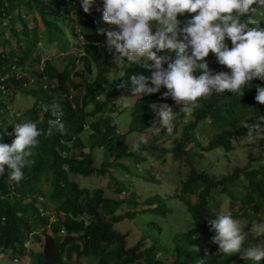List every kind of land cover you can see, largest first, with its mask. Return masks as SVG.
<instances>
[{
  "label": "trees",
  "instance_id": "1",
  "mask_svg": "<svg viewBox=\"0 0 264 264\" xmlns=\"http://www.w3.org/2000/svg\"><path fill=\"white\" fill-rule=\"evenodd\" d=\"M253 8L264 11L258 4ZM262 16L257 13L256 18L260 20ZM102 17L103 0H96L90 13L83 11L81 0H0V78L10 75L9 88L14 87L35 102L24 113L19 111L10 118L8 107L13 95L8 99L0 93V136L3 137L0 143L12 144L17 123L36 122L38 128L46 130L48 119L53 117L43 108L53 102L62 106L67 127V134L54 131L51 137L39 138L40 143L29 158L32 163L24 169L25 177L19 183L8 179L7 168L0 177V254L10 251L14 260L28 256L30 264H78L82 257L91 256L96 258L95 264H250L240 253L220 254L217 244H211L204 231L219 213L214 210L220 206L212 193L215 186L224 187L220 192L233 208L243 209L252 202L264 206L263 166L252 170L237 168L219 180L197 170L212 151L231 150L234 141L243 133L238 125L246 119L248 111L242 100L236 96L227 98L232 94H213L199 101L201 107L192 115L177 114L171 135L161 129L131 151L128 141L131 134L119 131L114 116L123 93L131 91V80L128 79L126 88L118 85L131 75L150 78L153 70L129 64L127 58L120 61L121 55L115 49L100 51V45L107 43L106 32L117 28L105 23ZM191 18L186 14L178 17L181 29ZM100 29L105 30V34H100ZM77 35L85 42L84 54L66 57L73 38H79ZM44 40L57 44L60 53L65 54L63 60L67 64L63 69L54 65L52 59L44 58L39 47ZM225 42L232 47L229 39ZM153 51L162 57L174 59L176 56L169 50ZM42 59H45V66L40 72ZM206 62L213 72L231 74L230 69L218 63L215 54L210 53ZM163 66L166 68L167 63ZM13 67L27 71V77L16 80ZM43 77L47 81H43ZM255 83L245 94L257 104L256 86L264 87V79H256ZM148 86L154 87L150 81ZM166 91L161 87L157 93L130 100V133L142 134L159 123L152 104H167L176 112L172 99L163 98ZM90 104L94 107L87 110ZM256 110L264 116V105L258 103ZM87 131L85 141L83 135ZM97 149H104L106 153L100 167L96 165ZM260 151L264 153V136ZM168 154H172L174 162L183 161L190 167L188 181L181 183L184 188L178 198L187 206L197 227L174 235V248L165 249L159 235L161 228L153 232L157 225L150 222L146 231L151 234L152 242L139 241L129 247V235L117 230L116 225L134 220L140 196L132 192L129 197H122L130 190L129 180L122 176L158 182L159 165L151 164L150 160L157 159L164 164ZM262 159L264 157L258 158ZM210 163L206 165L207 170ZM107 175L109 186H116L111 192L114 197L106 195L110 190L108 186L90 189L71 178ZM229 186L237 187L236 191L227 189ZM145 205L148 208L140 209L141 214L172 215L166 198L161 195L148 198ZM247 212L245 216L248 217ZM52 217L56 220L53 226ZM258 242H264V237ZM252 243L264 247L250 236L244 246H252Z\"/></svg>",
  "mask_w": 264,
  "mask_h": 264
},
{
  "label": "clouds",
  "instance_id": "2",
  "mask_svg": "<svg viewBox=\"0 0 264 264\" xmlns=\"http://www.w3.org/2000/svg\"><path fill=\"white\" fill-rule=\"evenodd\" d=\"M95 3L96 0H81L83 11L90 13ZM255 4L264 9V0H103V21L119 29V31L106 32L109 50L115 49L121 55L120 61L127 58L129 64H140L145 69L153 70L150 78L144 75H131L118 87L126 88L130 79L134 97L152 95L159 92L161 87L166 88L163 98L172 99L176 112H173L167 104H152L151 108L159 118L160 127L156 128L166 130L169 135L173 132V121L177 114L183 112L186 116L192 115L201 107L199 101L213 94H232L227 98L236 96L237 99H241L248 111L246 119L238 125L243 133L234 144L237 141L243 142L241 139L246 136L251 138L260 134L258 150L259 153L264 154L260 151L261 138L264 136V116H260L256 110L258 103L264 105V87L256 86L257 104L245 94L256 84V79H264V27H261L264 24V11L253 8ZM257 13L263 15L260 20L256 18ZM185 14L192 18L187 20L181 29L178 17ZM99 31L100 34H105V30ZM181 32L183 37L180 38ZM79 38L82 39L80 36ZM226 38L231 41V48L226 44ZM153 49L169 50L176 53V56L174 59L158 56ZM210 53L215 54L218 63L230 69L231 74L211 71L206 62ZM42 61L40 72L45 66V59ZM149 61L154 63L150 64ZM165 63H167L166 68L163 66ZM20 70L27 77V71ZM32 79L37 78L32 77ZM43 81H47L46 77H43ZM149 81L154 87L148 86ZM46 87L44 85V88ZM4 96L9 99L10 95ZM13 102L10 103L9 110ZM93 107L90 104L87 110H92ZM43 111L51 112L53 117L48 119L46 130L38 128L36 122L17 123L14 125L15 139L12 144L0 143V177L5 174L7 168L8 179L19 183L25 177L24 169L32 163L29 158L33 156V150L38 147L39 138L51 137L54 131L62 135L67 134L66 123L63 120L64 113L59 103L46 105ZM2 139L3 137L0 136V140ZM207 160L209 163L213 162L210 156ZM263 160L257 159L259 162ZM224 161V159L221 161L222 166L228 167ZM213 163L220 164V161ZM251 164L252 160L245 166L235 167L217 176L222 179L231 175L237 168L252 170L254 167ZM197 170L202 171L200 174L215 180L220 179L212 176L207 170L203 171L200 168ZM185 181H188V178ZM185 181H181L174 190L178 193L176 197L170 199L181 202L178 196L182 194L184 187L181 183ZM234 187L229 186L227 189ZM223 189V186H215L212 191L216 202L222 200L224 193L220 191ZM225 201L230 209L223 211L214 209L219 213L215 215L216 219L207 224V229L204 231L207 232L211 244H217L220 254L231 256L240 253L241 258L246 259L250 264H264V247L255 246L253 243L252 246H244L249 236L264 246V242H258L264 237V206L260 207L252 202L240 209L233 208L231 203L226 199ZM192 202H195L194 198ZM183 206L186 208L187 216L192 219L187 206L185 204ZM169 208L174 215V209ZM246 211L248 217L245 216ZM244 217L246 220L242 221ZM259 220L262 222L255 224ZM249 224H252L251 233L257 236L249 234L247 231ZM210 228L215 232L214 234H211ZM193 247L199 251L197 247Z\"/></svg>",
  "mask_w": 264,
  "mask_h": 264
},
{
  "label": "rangeland",
  "instance_id": "3",
  "mask_svg": "<svg viewBox=\"0 0 264 264\" xmlns=\"http://www.w3.org/2000/svg\"><path fill=\"white\" fill-rule=\"evenodd\" d=\"M114 31H119L118 28ZM9 37V34L6 35ZM79 36V35H77ZM72 47L70 48L69 55H82L84 54V47L83 45L85 42L82 39H79L77 37L73 38L72 40ZM39 47L44 53L45 59H52V63L56 65L58 68L63 69L65 64H67V61H64L65 54L60 53L59 48L57 44H49L45 40L42 41L39 44ZM107 43L104 42L100 45V51L107 52L108 51ZM67 59V58H66ZM112 76V75H111ZM90 80L93 79V77L89 78ZM9 95H13V105L10 108V118L12 116H16L19 114V111H22L24 113L25 109L27 107H32L35 105L34 99L31 97H27L25 95H22L20 91H15V88H11ZM140 96L133 95L132 91H125L123 93V98L118 101L117 105L118 107L115 108L116 111L114 112V116H116L117 122L119 124V131L121 133H128L131 134L130 137H128L130 150L134 151L136 148H138L139 144L143 140H147L149 138H152L155 136V132L160 131L156 127H160L159 123L153 127L152 129L142 133V134H132L129 132L128 124L130 122V112H129V102L130 100L136 98L138 99ZM11 99V97H9ZM176 104V103H175ZM182 107V106H178ZM128 120V122L126 121ZM23 123V122H21ZM0 127H2V123L0 122ZM84 140H87L88 137V131L83 135ZM260 140V134H257L256 136H252L249 138L246 136V138L241 139V141H237L235 144L233 143V150L227 151L226 149H218L214 151L212 154H210V160L220 161V164L218 166H214L213 162L210 163L209 170H207L206 165L209 163V161L206 159L204 162L201 163V170L207 172H211V175L215 178H220L217 176V174H220L225 171H230L231 169L239 166H245L248 163L251 162V166L254 168H259L260 165L264 166V160L262 162L257 161L258 158L261 157V154L258 150V144ZM167 144H170V141H167ZM109 156H111V153H108ZM96 155V165L98 167L101 166V163L103 162L106 153L104 149H97L95 151ZM172 154H168V158L164 164L160 160L157 159H151V164L159 165V172L157 174V180L158 182L153 183L150 181H145L142 177L138 178L137 176H122L123 179L129 180L130 183V190L128 193H123L122 197H129L130 193L136 192L140 198H139V206L137 211V216L134 218V220H126L122 223H119L116 225V229L121 231L122 233H127L129 235V241L128 246H134L139 241H145V243L152 242L151 234H148L146 229L148 228V224L150 222H154L157 227L153 229V232H157L156 228H161L160 236L162 239V245L166 249H173L174 248V239L173 236L179 233H185L191 230L194 227V222L190 217L187 216L186 208L183 206L184 203L179 202L175 199H170L176 197L178 194L177 191H174L179 185L181 181H185L190 173V167L189 165L183 164V161H176L174 162V159L171 156ZM225 160V164L228 165V167H223L221 164L222 160ZM218 164V163H217ZM180 165V166H179ZM143 168L140 166V169ZM180 169V170H179ZM118 172V171H116ZM118 174H120L118 172ZM108 176H98V177H82V176H71L72 179L80 183L83 187H88L90 189H93L94 187H109L106 195L112 196V191L116 188L115 184H112L109 186V180ZM238 186V185H237ZM156 194L163 195L166 198L167 205L171 208H173L174 215L162 217V216H155L151 213H145L141 214L140 209H147L148 205H145V202L148 198L153 197ZM222 200L219 199L218 203L220 204L219 208L217 210H229L230 207L228 203L225 201L223 197H221ZM243 213V211H241ZM246 220L245 217L242 218V221ZM55 217L51 218V226L55 224ZM262 221L259 220L255 222V224L261 223ZM249 234H252L253 236H257L254 233H251L252 224H249L248 226ZM151 231V232H152ZM211 234H214L215 232L210 228ZM146 238V240L144 239ZM34 248H38V245L32 244L31 245ZM14 256L10 253V251L7 252V254H0V264H30V258L28 256L25 257H19L17 258L18 261L14 260ZM96 258L91 257H82L78 264H95Z\"/></svg>",
  "mask_w": 264,
  "mask_h": 264
},
{
  "label": "built area",
  "instance_id": "4",
  "mask_svg": "<svg viewBox=\"0 0 264 264\" xmlns=\"http://www.w3.org/2000/svg\"><path fill=\"white\" fill-rule=\"evenodd\" d=\"M44 63V60L42 61V64ZM44 65V64H43ZM13 70L16 71L15 73V78L16 80H22L24 76H26L23 71H21L20 69H16L15 67H13ZM11 78L10 75H4L0 78V93L2 95H8L9 92H10V89L9 86L7 85V80H9ZM25 87L28 86V84H23ZM17 261V260H15Z\"/></svg>",
  "mask_w": 264,
  "mask_h": 264
}]
</instances>
